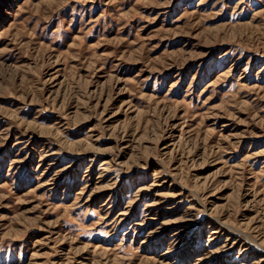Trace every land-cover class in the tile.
<instances>
[{
	"label": "rangeland",
	"instance_id": "rangeland-1",
	"mask_svg": "<svg viewBox=\"0 0 264 264\" xmlns=\"http://www.w3.org/2000/svg\"><path fill=\"white\" fill-rule=\"evenodd\" d=\"M0 264H264V0H0Z\"/></svg>",
	"mask_w": 264,
	"mask_h": 264
}]
</instances>
